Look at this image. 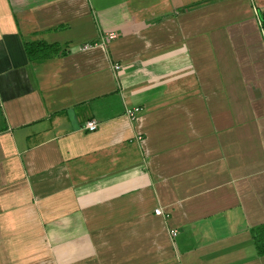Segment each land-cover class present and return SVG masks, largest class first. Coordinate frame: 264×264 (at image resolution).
Returning <instances> with one entry per match:
<instances>
[{
	"label": "crops",
	"instance_id": "0c3cea01",
	"mask_svg": "<svg viewBox=\"0 0 264 264\" xmlns=\"http://www.w3.org/2000/svg\"><path fill=\"white\" fill-rule=\"evenodd\" d=\"M248 1L0 0V264H264Z\"/></svg>",
	"mask_w": 264,
	"mask_h": 264
},
{
	"label": "trees",
	"instance_id": "16d2710c",
	"mask_svg": "<svg viewBox=\"0 0 264 264\" xmlns=\"http://www.w3.org/2000/svg\"><path fill=\"white\" fill-rule=\"evenodd\" d=\"M46 49H48V47H46L45 45L38 44V45H33V46L30 45L27 51L30 54V56L33 57L36 55L38 51L43 52ZM256 233H257L256 242H257L259 254L264 255V239L262 236V234H264V227L257 229Z\"/></svg>",
	"mask_w": 264,
	"mask_h": 264
},
{
	"label": "built area",
	"instance_id": "2783aa9c",
	"mask_svg": "<svg viewBox=\"0 0 264 264\" xmlns=\"http://www.w3.org/2000/svg\"><path fill=\"white\" fill-rule=\"evenodd\" d=\"M140 111H141V109L139 107H132V108H128L126 110V113H127V115L130 118H132V119H138L139 116H140ZM85 129L88 130V131H95V130L98 129V123L96 121H89V122H87L85 124ZM154 212L158 216H162L163 215V212L160 209H156ZM171 235L172 236H176L177 235L176 230L171 231Z\"/></svg>",
	"mask_w": 264,
	"mask_h": 264
},
{
	"label": "rangeland",
	"instance_id": "374dc122",
	"mask_svg": "<svg viewBox=\"0 0 264 264\" xmlns=\"http://www.w3.org/2000/svg\"><path fill=\"white\" fill-rule=\"evenodd\" d=\"M237 2L238 1H234V5H236L237 4ZM249 2V4H248V7L250 8V11L252 12V14H251V16H250V18L251 19H253L255 22L257 21L258 22V20L260 19V20H263V18L261 17V15L259 14V11H258V3H257V0H249L248 1ZM240 3V2H239ZM258 8V9H257ZM244 10H247V9H243V11ZM256 11H258V12H256ZM249 20V19H248ZM249 26L250 27H253L252 26V23H251V21H250V24H249ZM260 27H261V25H260ZM257 29H259V30H261L260 28H257ZM258 32V31H257ZM262 36L264 37V33H262ZM250 39H251V41L253 42V41H255V42H257L258 40H259V37H258V35H254V36H250ZM263 44H264V41H263Z\"/></svg>",
	"mask_w": 264,
	"mask_h": 264
},
{
	"label": "water",
	"instance_id": "95a60500",
	"mask_svg": "<svg viewBox=\"0 0 264 264\" xmlns=\"http://www.w3.org/2000/svg\"><path fill=\"white\" fill-rule=\"evenodd\" d=\"M72 124H73L74 128L76 129L77 125H76V122L74 119H72Z\"/></svg>",
	"mask_w": 264,
	"mask_h": 264
}]
</instances>
